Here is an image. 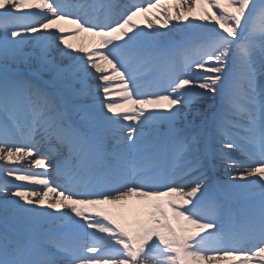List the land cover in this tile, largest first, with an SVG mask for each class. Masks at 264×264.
I'll list each match as a JSON object with an SVG mask.
<instances>
[{
    "label": "snow or ice",
    "instance_id": "1",
    "mask_svg": "<svg viewBox=\"0 0 264 264\" xmlns=\"http://www.w3.org/2000/svg\"><path fill=\"white\" fill-rule=\"evenodd\" d=\"M173 20L198 39L178 66L161 57L167 79L147 84L138 65L156 57L140 49L163 43ZM81 33L99 39L77 48ZM29 41L57 87L0 79V161L42 170L3 169L21 183L0 186L18 198L0 202V264H264V0H0V61L24 58ZM60 45L66 67L49 59ZM90 77L96 96L73 87ZM208 102L201 125L176 127ZM77 112L84 130L69 122ZM37 134L67 145L54 169L66 184L37 158ZM220 136L230 159L253 163L233 161L218 186L209 145ZM254 187L258 205L241 198Z\"/></svg>",
    "mask_w": 264,
    "mask_h": 264
},
{
    "label": "bare ground",
    "instance_id": "2",
    "mask_svg": "<svg viewBox=\"0 0 264 264\" xmlns=\"http://www.w3.org/2000/svg\"><path fill=\"white\" fill-rule=\"evenodd\" d=\"M119 2L122 5H125L122 2V0H119ZM189 19L191 20V17ZM195 22L196 23H203L200 21H195ZM254 22H256V21L254 20ZM187 23H188V21H175V20L170 21L169 28L171 29L173 25H175L176 28L170 33V35L167 38H165V41L163 43H160V44L154 43V44L149 45L146 48L140 49V51L142 53H144L145 55L151 54V55H154L156 57V59L153 61V63L148 65L147 67L143 66L142 64L138 65L139 70L143 73L144 82L147 83V79H145V78L148 77L151 74V72H153V69L158 64V60L164 56V54H165L164 53L165 52L164 45L168 44L167 50H170L171 48L178 47V49H177V54H178L177 59L178 60H175V62L177 65H179L180 59L182 57L183 49L185 47H187L185 45L186 41L189 39L190 36H198L197 33L180 30L183 28V25H185ZM137 24L140 28H143L145 31H148V29L146 27V22L143 20L142 17L137 18ZM67 27H71V26H67ZM156 27H159V25L157 24ZM160 30H161V32H168V29L161 28ZM53 31H54V29H53ZM36 35H40V33H37ZM98 39H99L98 37H93L89 33H81L77 39H75L71 42L77 48H79L81 46H83L85 48H90L92 46L93 42L98 40ZM121 43H122V41H121ZM62 48H63V45H60L56 48L51 49L49 59H54L56 64H58L61 67H66L69 64V61L66 58L62 57L61 51H60ZM23 51L27 55L15 63H13L11 61H9L7 63L0 61V79H3L4 77H2V76L4 75V76H9V77L19 78L21 80L32 81L33 83H38V81L35 78H33L29 75V73H32V74H34L35 77L36 76H42L44 81L49 82V83H54L53 82V75H54L53 73H50L48 71H39L38 70L39 64L37 61V57L40 55V48L36 46L35 42L29 41V43L26 46H24ZM164 65L165 66L167 65V63L165 61L162 63L161 66H164ZM65 83H67V81H65ZM98 83L99 82L97 81V79L95 77H90L87 80L86 85H81L78 82H73V87L77 91H79L81 88H86L91 92L92 96H96L97 95L96 88H97ZM53 86H54V88L57 87V85L55 83ZM98 98H102V94ZM110 98L116 100L117 102H120L119 97L116 95H113ZM218 99L219 98H217V100ZM85 102L87 104H92L93 100L91 99V97H89L86 99ZM210 103L211 102L192 105L191 110H190V114L187 116V119L185 120L184 117L181 116V118L177 121V123L183 122V123H185L183 126H187L189 124H194L193 122H195V120L202 119L204 116L209 115L212 111V109L209 106ZM184 111L189 112V109H185ZM196 112H199L201 115L195 116ZM78 113L79 112H77V114ZM199 122H201V121H199ZM229 134L233 140H235V138H233L235 136L238 138V136L235 134V130H229ZM223 139H224L223 136L217 137L209 145L213 148L212 150H214L212 156L210 157V161H212V163H214V171L210 172V176H211L213 181L217 182L218 185H222L224 182L229 181L231 176L236 175L235 172H229V170H227L224 166L229 165L233 161H235L237 164H241V165H247V164L253 163V159L246 156V155H243V157H241L243 160H239L238 158H236V156L231 157V159H230L227 155H224V154H227V152H226V150H224L222 148L221 141ZM41 142H38L39 143L38 148H39V151L41 153H44L43 152L44 148L42 147L43 143H46L47 145H53L52 141L46 137L43 138L41 140ZM55 145L58 146L57 142H54V146ZM24 163L29 164L26 161ZM239 170L242 171L243 168H241ZM48 175L50 177H53L54 172L53 171L48 172ZM196 175H198V173H194L190 177V179H195ZM260 191L261 190L259 187H254V188L247 189L243 192L256 193L257 195H254L255 197L251 198V200H252L251 202L258 205L259 200H260V196H259ZM49 196L52 197L53 200L56 199V197L53 193H49ZM13 199H18V198L12 197L10 194H9V196L6 197L3 193H0V202H3L5 200H13ZM28 207H31V206H28ZM37 207H39V206H37ZM44 207L46 209L47 206L45 205ZM0 217H3L2 211H0ZM0 220H2V219H0Z\"/></svg>",
    "mask_w": 264,
    "mask_h": 264
},
{
    "label": "rangeland",
    "instance_id": "3",
    "mask_svg": "<svg viewBox=\"0 0 264 264\" xmlns=\"http://www.w3.org/2000/svg\"><path fill=\"white\" fill-rule=\"evenodd\" d=\"M80 117H81V115H79ZM210 195H212V194H210Z\"/></svg>",
    "mask_w": 264,
    "mask_h": 264
}]
</instances>
